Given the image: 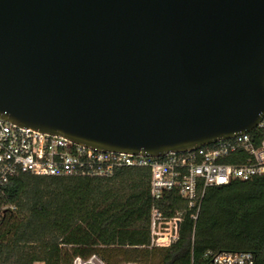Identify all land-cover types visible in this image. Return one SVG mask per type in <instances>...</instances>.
I'll return each mask as SVG.
<instances>
[{
	"label": "water",
	"instance_id": "obj_1",
	"mask_svg": "<svg viewBox=\"0 0 264 264\" xmlns=\"http://www.w3.org/2000/svg\"><path fill=\"white\" fill-rule=\"evenodd\" d=\"M0 117L159 157L264 118V0H0Z\"/></svg>",
	"mask_w": 264,
	"mask_h": 264
},
{
	"label": "trees",
	"instance_id": "obj_2",
	"mask_svg": "<svg viewBox=\"0 0 264 264\" xmlns=\"http://www.w3.org/2000/svg\"><path fill=\"white\" fill-rule=\"evenodd\" d=\"M149 180L147 168L10 179L0 196V264H74L93 255L105 264H208L222 252H251L264 264V175L208 187L196 221L175 191L155 201ZM154 205L168 216L183 210L169 247L150 246Z\"/></svg>",
	"mask_w": 264,
	"mask_h": 264
},
{
	"label": "built area",
	"instance_id": "obj_3",
	"mask_svg": "<svg viewBox=\"0 0 264 264\" xmlns=\"http://www.w3.org/2000/svg\"><path fill=\"white\" fill-rule=\"evenodd\" d=\"M258 128L264 129V118L255 129ZM252 132L190 151L154 157L92 148L62 135L25 129L0 117V196L10 179L22 173L107 178L122 168H147L153 199L159 201L165 192L175 191L196 221L208 187L264 175V135L255 141ZM182 217L181 209L168 216L154 205L150 246H171L179 237ZM254 263L251 252H222L214 255L208 264Z\"/></svg>",
	"mask_w": 264,
	"mask_h": 264
},
{
	"label": "rangeland",
	"instance_id": "obj_4",
	"mask_svg": "<svg viewBox=\"0 0 264 264\" xmlns=\"http://www.w3.org/2000/svg\"><path fill=\"white\" fill-rule=\"evenodd\" d=\"M74 264H105L101 258H99L97 255H93L90 259L88 260H83V259H79L77 258L74 262ZM125 264H140V263H136V262H129V263H125Z\"/></svg>",
	"mask_w": 264,
	"mask_h": 264
}]
</instances>
